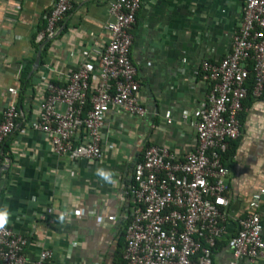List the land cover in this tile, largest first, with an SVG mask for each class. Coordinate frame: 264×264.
<instances>
[{"label": "crops", "instance_id": "1", "mask_svg": "<svg viewBox=\"0 0 264 264\" xmlns=\"http://www.w3.org/2000/svg\"><path fill=\"white\" fill-rule=\"evenodd\" d=\"M109 1L74 0L48 38L43 63L39 59L34 66L39 48L31 38L52 0H0V120L13 99L8 88L18 89L22 69L33 60L20 118L3 143L7 152L0 160V207L9 213L4 224L27 237V264L44 248L53 252L50 264H114L135 207L130 190L136 162L147 145L166 146L179 158L195 150L193 112L210 91L202 63L218 62L229 52L243 19L244 0H141L130 32L137 96L145 114L110 107L100 127V158L56 155L50 135L31 129L29 122L39 117L46 81L64 85L82 63L83 49L98 62L96 52L110 36L104 28L111 19ZM240 129L222 160L228 167V205L214 264H227L237 221L251 211L252 193L264 187V92L246 97ZM259 209L264 214V196ZM237 264H264V257L240 258Z\"/></svg>", "mask_w": 264, "mask_h": 264}, {"label": "built area", "instance_id": "2", "mask_svg": "<svg viewBox=\"0 0 264 264\" xmlns=\"http://www.w3.org/2000/svg\"><path fill=\"white\" fill-rule=\"evenodd\" d=\"M74 0H52L36 41L50 38ZM141 0H110V36L96 52L97 61L83 49L82 63L64 85L45 83L39 117L33 130L50 135L56 155L71 159H97L102 155L100 127L110 107L143 116L146 108L137 92V68L131 57L132 34ZM253 73L251 95L264 92V0H244L243 19L231 49L218 62L203 61L201 71L210 81L207 100L194 110L197 146L179 158L166 146L149 145L134 166L131 195L134 209L125 226V264H213L214 248L222 234L228 167L222 161L229 143L240 135V113L248 96L247 80ZM95 82V83H94ZM0 120V151L20 115L18 89ZM63 104V109L57 106ZM89 106L84 111L86 106ZM170 113H166V118ZM186 116V115H185ZM264 187L252 193L251 211L238 219L231 237V257H264V214L259 210ZM27 237L0 225V264H27ZM53 252L42 249L30 264H50Z\"/></svg>", "mask_w": 264, "mask_h": 264}, {"label": "trees", "instance_id": "3", "mask_svg": "<svg viewBox=\"0 0 264 264\" xmlns=\"http://www.w3.org/2000/svg\"><path fill=\"white\" fill-rule=\"evenodd\" d=\"M49 11V10H48ZM47 11V12H48ZM46 22L45 19H42V24L39 26L38 30H42L43 28H45ZM36 35H33V37L31 38V44L32 46L37 50L39 48V46L47 40V42H45V44L41 47V58H40V63H43V55L45 54L46 50L49 47L50 41L48 40V38H45L44 40L41 41H36ZM32 64H33V60H27V63L25 65V67L22 69L21 73H20V84L18 87V94H17V108L18 106L22 103L23 99H24V92L26 90V88L28 87V85L30 84V80H31V75H32ZM250 69V77L247 80V85H248V95L251 94V87H252V80H253V73L251 70V66H249ZM245 101V100H244ZM244 101H243V108H244ZM88 105L85 107L84 111H86L88 109ZM19 111V108H18ZM20 113V112H19ZM242 117V112L240 113V120ZM20 118V115L19 117ZM6 140H4L5 142ZM3 142V143H4ZM3 143L1 146V151H0V160L1 158L4 156L5 152H7V149H4L3 147ZM149 145H147L146 147H148ZM146 149V148H145ZM228 150V149H227ZM228 153H230V151H227ZM226 154V152L222 155V160H223V156ZM141 159V158H140ZM139 159V160H140ZM222 242H219V240H217L216 242V246L213 249L215 252V249L221 244ZM124 247H125V230L123 232V237L121 238V243L120 246L118 248V250L115 253V259H114V264H125V260L123 258L124 256ZM214 264V262H213Z\"/></svg>", "mask_w": 264, "mask_h": 264}, {"label": "clouds", "instance_id": "4", "mask_svg": "<svg viewBox=\"0 0 264 264\" xmlns=\"http://www.w3.org/2000/svg\"><path fill=\"white\" fill-rule=\"evenodd\" d=\"M98 175L101 176L106 181H110L111 180L110 174L109 173H106L104 171L98 172ZM8 215H9V213H8L7 208L0 207V225H3L4 223L7 222Z\"/></svg>", "mask_w": 264, "mask_h": 264}, {"label": "water", "instance_id": "5", "mask_svg": "<svg viewBox=\"0 0 264 264\" xmlns=\"http://www.w3.org/2000/svg\"><path fill=\"white\" fill-rule=\"evenodd\" d=\"M41 47H42V44H41V46L39 47V49L37 51V54H36V57H35V60H34V66H38V64H39Z\"/></svg>", "mask_w": 264, "mask_h": 264}]
</instances>
